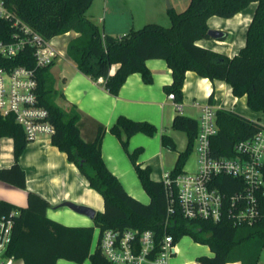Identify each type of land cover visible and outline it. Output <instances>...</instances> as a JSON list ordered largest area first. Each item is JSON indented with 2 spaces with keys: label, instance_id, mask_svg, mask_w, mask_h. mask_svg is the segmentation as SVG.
Returning <instances> with one entry per match:
<instances>
[{
  "label": "trees",
  "instance_id": "16d2710c",
  "mask_svg": "<svg viewBox=\"0 0 264 264\" xmlns=\"http://www.w3.org/2000/svg\"><path fill=\"white\" fill-rule=\"evenodd\" d=\"M94 0H5L7 6L23 21L48 39L73 31L76 33L67 46V54L77 68L94 80L103 78L107 91L117 95L134 72H140L146 83L153 81L146 61L163 58L172 69V84L166 87L175 94L179 103L183 100L186 72L193 70L211 80H223L231 85L236 96H247L249 107L264 113V0H190L182 11L169 10L171 25L147 22L140 28H132L120 36L104 33L97 23L86 16ZM257 2L249 23L245 45L233 56L199 44L210 38L209 17L230 18L244 10L251 2ZM14 28L10 21L0 17V39L10 40ZM7 66L24 64L35 66L32 49L27 47L15 59L0 57ZM116 65L114 71L113 66ZM49 66L38 69V92L41 103L49 110L55 125L51 140L67 153L88 179L92 188L104 199V210L97 211L94 225L69 226L47 215L51 203L37 192L29 191L26 207L0 200V219L13 216L14 225L8 254L24 264H58L60 258L76 263L90 260V264H114L99 247L93 248L94 231L134 228L154 231L157 239L166 232L177 243L184 235L207 244L213 256L202 255L201 264H258L264 249V223L236 226L228 218L219 222L204 219H188L179 209L168 216L166 188L163 180L151 177V167L139 162L142 147L129 150V137L137 132L154 135L157 127L148 121L119 116L111 127L121 140L141 183L150 196L144 203L127 192L119 178L108 168L101 154L105 127L100 126L93 141H85L81 135L77 113L67 114L53 99L55 80ZM212 98V95L210 96ZM218 131L211 138L215 156H233L235 144L258 132L263 124L234 109H216ZM198 119L177 112L173 126L185 131L188 145L179 153L172 176L184 171L193 150L198 132ZM123 132L126 138H123ZM4 136L13 138L14 163L0 167V180L26 189L27 177L20 163L29 140L14 115L0 113V150ZM162 144L176 149V143L168 134L162 135ZM219 178H229L219 176ZM223 189L224 188L222 187Z\"/></svg>",
  "mask_w": 264,
  "mask_h": 264
},
{
  "label": "crops",
  "instance_id": "0c3cea01",
  "mask_svg": "<svg viewBox=\"0 0 264 264\" xmlns=\"http://www.w3.org/2000/svg\"><path fill=\"white\" fill-rule=\"evenodd\" d=\"M256 6L257 2L253 1L230 18L217 15L209 17V27L223 30L226 35L219 39L213 37L201 39L198 43L229 56L235 55L246 43L247 29ZM103 10L106 16H99V21L103 24L104 33L120 36L135 28L136 21L153 22L152 19L157 15L155 13L160 11L162 13L164 9L160 1L154 4L146 2L129 4L125 1L124 4L119 5L115 0H104ZM163 23L167 24V21ZM55 38H53L54 42H56ZM67 46L68 43L65 46L66 58L61 57L49 67L53 78V73H57V79L54 80L57 97L62 101L59 105L67 114L79 115L78 126L85 141H93L99 127H105L101 143V154L105 163L119 178L127 192L144 203L150 202V196L145 191L120 138L111 131L119 116L148 121L157 127L154 135L137 132L130 136L129 150L142 147L139 162L143 166L151 167L153 179L163 180L165 174L174 169L179 153L188 145L187 133L173 126L177 112L199 119L203 105L211 104L215 109H234L254 120H257L255 117L262 113L249 107L246 95L236 96L227 82L211 80L193 70L186 72L183 100L178 110L175 101L168 97L166 87L172 84L173 76L172 69L163 58H151L146 61L153 75L151 83H146L140 72H134L127 77L117 95L111 94L105 89L104 80H94L77 68L76 62L67 54ZM115 68L116 65L113 66L112 71ZM163 134L173 138L176 143L175 150L162 144ZM123 138H126L124 132ZM13 163V138L4 136L1 139L0 167H10ZM20 163L26 173L27 188H19L0 180V200L26 207L29 191L37 192L51 203L47 215L69 226L92 225L93 219L64 206L65 201L87 205L96 211L104 210L103 196L90 186L78 166L69 161L67 153L52 143L51 135L41 134L36 139L30 140ZM196 167L197 164L195 166L189 156L184 170L194 171ZM186 249L193 253L184 259L183 252ZM202 255L213 256L214 252L209 245L197 242L193 238L188 244L178 241L176 252L172 255L169 264H201L198 258ZM16 264H24V262L18 260ZM58 264H90V260L76 263L60 258ZM227 264L242 263L236 261Z\"/></svg>",
  "mask_w": 264,
  "mask_h": 264
},
{
  "label": "built area",
  "instance_id": "2783aa9c",
  "mask_svg": "<svg viewBox=\"0 0 264 264\" xmlns=\"http://www.w3.org/2000/svg\"><path fill=\"white\" fill-rule=\"evenodd\" d=\"M0 17L10 21L14 28L10 40L0 39V57L15 59L29 47L35 59L34 67L7 66L0 62V113L14 115L29 141L41 134L52 135L55 125L40 101L38 69L52 65L64 53L53 38H46L23 21L5 0H0ZM168 97L179 110L181 105L175 94L170 92ZM198 121L192 150L198 155L196 169L184 170L176 176L167 172L163 179L168 216L179 209L188 219L219 222L228 218L236 226L264 223V124L254 135L235 144L233 156H215L211 138L217 133L218 125L213 105H203ZM13 225L12 215L0 219V264L17 262L8 254ZM96 247L114 264H169L176 252L171 233L157 239L150 229H99Z\"/></svg>",
  "mask_w": 264,
  "mask_h": 264
},
{
  "label": "rangeland",
  "instance_id": "374dc122",
  "mask_svg": "<svg viewBox=\"0 0 264 264\" xmlns=\"http://www.w3.org/2000/svg\"><path fill=\"white\" fill-rule=\"evenodd\" d=\"M115 1L119 5L124 4L125 1H127V3H129V4H131V3L132 4L133 3L134 4H138V3H141V2L154 4V3L158 2V1H160V3L162 4V9H164V10L162 11V13H161V11L155 13L157 15L154 16V19H152V20H154L153 22L161 23V24H164L166 26L171 25V19H170V15H169V10L170 9H172L174 11H176V10L180 11V10L185 9L188 6V4H189L188 3L189 0H115ZM103 2H104V0H94L93 4L91 5V7L86 12L87 18H89L90 20H92L95 23H97L101 30H103V24H102V22L99 21V16H101V15H105L106 16V14H105V12L103 10ZM164 21L165 22L167 21V24L163 23ZM146 23H147L146 21H142L141 23L139 21H136L135 28H140ZM75 35L76 34L73 31H71V32L66 33V34H62V35L56 36V38H55L56 42L55 43H56V46L59 47L60 50H62V52L64 53V55L62 56L63 58H66V56H65V50H66L65 46H66V44L70 41L71 37H73ZM56 74L57 73H53L55 79H57V75ZM55 88H56V92H57L56 83H55ZM53 100L57 104H61L62 103L61 99L57 97V93H55ZM255 119L259 120L261 123L264 124V113L262 112L261 115L255 117ZM190 159H191V161L194 162V165L196 166L197 160H198V155L195 154L194 152H192V154L190 155ZM193 169H191V170H193ZM92 225H94V220H93V224ZM98 234H99V228L95 227L93 248L96 247V243H97V240H98ZM190 241H192V237L190 235H184L179 240L180 243H185V244L190 243ZM192 253L193 252L191 250L186 249L185 252H183V256L185 257L184 259H186L188 256H191ZM258 264H264V249L261 252Z\"/></svg>",
  "mask_w": 264,
  "mask_h": 264
},
{
  "label": "water",
  "instance_id": "95a60500",
  "mask_svg": "<svg viewBox=\"0 0 264 264\" xmlns=\"http://www.w3.org/2000/svg\"><path fill=\"white\" fill-rule=\"evenodd\" d=\"M208 34L210 37L217 38V39L223 38L226 35L225 31L218 30V29H212V28L208 30ZM63 205L70 207L71 209H73L74 211L78 213L87 215L93 220L97 214V211L94 208L87 206V205L77 204L71 201H65L63 202Z\"/></svg>",
  "mask_w": 264,
  "mask_h": 264
}]
</instances>
